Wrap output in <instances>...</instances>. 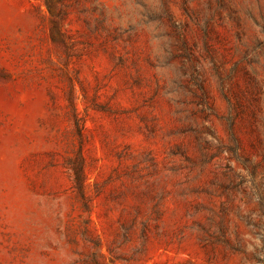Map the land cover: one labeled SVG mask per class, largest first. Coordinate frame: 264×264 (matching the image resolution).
<instances>
[{"label":"rangeland","instance_id":"obj_1","mask_svg":"<svg viewBox=\"0 0 264 264\" xmlns=\"http://www.w3.org/2000/svg\"><path fill=\"white\" fill-rule=\"evenodd\" d=\"M0 264H264V0H0Z\"/></svg>","mask_w":264,"mask_h":264}]
</instances>
